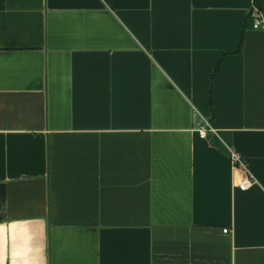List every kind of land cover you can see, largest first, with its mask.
<instances>
[{"label":"crops","instance_id":"0c3cea01","mask_svg":"<svg viewBox=\"0 0 264 264\" xmlns=\"http://www.w3.org/2000/svg\"><path fill=\"white\" fill-rule=\"evenodd\" d=\"M253 8L0 0V264H264Z\"/></svg>","mask_w":264,"mask_h":264},{"label":"built area","instance_id":"2783aa9c","mask_svg":"<svg viewBox=\"0 0 264 264\" xmlns=\"http://www.w3.org/2000/svg\"><path fill=\"white\" fill-rule=\"evenodd\" d=\"M259 10L257 8L251 9L249 15L254 18L253 27L254 28H263L264 29V19L259 18ZM198 129L200 131L201 136L206 137L209 131H213V128L210 127L208 121L205 119L202 124H198ZM230 160L233 168L241 169L246 175L245 178L239 183V188L245 189L249 185L254 183V178L250 173V164L247 159L244 158L242 153L235 149H230ZM224 231H229L228 228H224Z\"/></svg>","mask_w":264,"mask_h":264},{"label":"trees","instance_id":"16d2710c","mask_svg":"<svg viewBox=\"0 0 264 264\" xmlns=\"http://www.w3.org/2000/svg\"><path fill=\"white\" fill-rule=\"evenodd\" d=\"M255 2L257 3V6H258V9L262 12H264V7H262L258 2L257 0H255ZM216 70L213 72V75L215 74Z\"/></svg>","mask_w":264,"mask_h":264}]
</instances>
